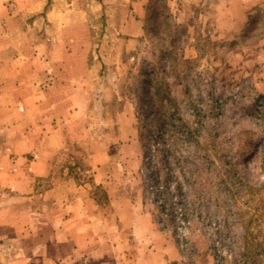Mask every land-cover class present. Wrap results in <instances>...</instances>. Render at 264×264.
I'll list each match as a JSON object with an SVG mask.
<instances>
[{"label":"rangeland","instance_id":"1","mask_svg":"<svg viewBox=\"0 0 264 264\" xmlns=\"http://www.w3.org/2000/svg\"><path fill=\"white\" fill-rule=\"evenodd\" d=\"M26 3L7 6L50 44L39 56L62 64L36 86L90 93L82 134L112 159L117 198L146 216L142 238L108 230L100 260L264 264V0H44L24 18ZM54 9L80 26L57 31L40 17ZM156 82L176 104L175 138L160 134Z\"/></svg>","mask_w":264,"mask_h":264},{"label":"crops","instance_id":"2","mask_svg":"<svg viewBox=\"0 0 264 264\" xmlns=\"http://www.w3.org/2000/svg\"><path fill=\"white\" fill-rule=\"evenodd\" d=\"M9 1L0 0V264H100L108 252L97 248L109 238L108 230L121 236L127 229V234L142 238L146 216L132 202L117 198L109 180L112 159L107 152L100 156L82 134L90 93L36 86L49 79L51 70L59 75L56 66L62 64L39 56L36 46L41 43L47 50L50 44L29 37L37 29L19 26L21 13L9 9ZM13 1L27 2L20 10L24 18L39 16L44 3ZM72 15L54 9L40 17L66 34L80 26L63 24ZM77 145L84 151L75 150ZM98 187L108 201L97 199ZM118 221L125 226L123 232Z\"/></svg>","mask_w":264,"mask_h":264},{"label":"trees","instance_id":"3","mask_svg":"<svg viewBox=\"0 0 264 264\" xmlns=\"http://www.w3.org/2000/svg\"><path fill=\"white\" fill-rule=\"evenodd\" d=\"M153 90L155 92L154 102H159L160 104V108L156 109L154 113L158 115L159 119H162L160 125V134L162 138H165V135L169 138H175L178 134L181 135V129H178L174 123V119L177 115L173 108L176 106L175 102L170 97L168 98L166 89L158 82L154 83ZM168 102L171 105L170 107H167Z\"/></svg>","mask_w":264,"mask_h":264}]
</instances>
